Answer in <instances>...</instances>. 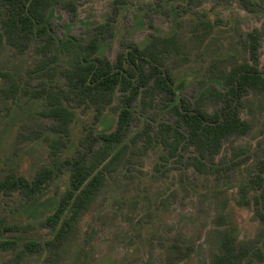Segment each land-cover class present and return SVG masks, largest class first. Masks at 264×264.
<instances>
[{
  "label": "rangeland",
  "instance_id": "374dc122",
  "mask_svg": "<svg viewBox=\"0 0 264 264\" xmlns=\"http://www.w3.org/2000/svg\"><path fill=\"white\" fill-rule=\"evenodd\" d=\"M253 2L247 7L241 0H54L47 23L56 49L47 52L51 58L45 61L37 41L17 53L0 37V179L9 172L30 179L52 167L48 143L55 124L40 115L42 100L29 94L49 83L66 90L58 70L70 61L68 41L85 42L96 25L107 23L97 54L114 62L128 42L143 46L152 35L173 34L176 50L164 57L161 69L172 77L177 102L193 106L205 87L222 94L218 72L249 60L251 43L264 72V0ZM40 61L51 67L47 75L52 78L30 72ZM64 94L75 115L58 161L82 155L88 164L96 146L91 137L116 127L123 105L119 92L96 120L91 108ZM175 103L163 93L147 107L131 103L123 146L102 166L101 186L61 243L46 245L55 230L41 221L55 210L67 186L65 165L30 199L15 190L0 193L3 225L17 226L2 229L0 264H213L224 232L237 245L264 255V220L258 217L264 203L255 206L256 192L249 189L250 202L243 204L239 192L264 169V92L251 90L242 97L239 115L249 129L222 141L214 172H199L189 164L198 156L188 145L176 161L160 156L165 153L157 129L176 123ZM220 106L212 95L203 104L210 113ZM86 135L89 144H81ZM28 242L34 246L26 247ZM249 264H264V258Z\"/></svg>",
  "mask_w": 264,
  "mask_h": 264
},
{
  "label": "trees",
  "instance_id": "16d2710c",
  "mask_svg": "<svg viewBox=\"0 0 264 264\" xmlns=\"http://www.w3.org/2000/svg\"><path fill=\"white\" fill-rule=\"evenodd\" d=\"M53 1L0 0V37L17 53L24 52L32 41H37V51L44 56L41 61H45L47 52H54L56 49L55 38L47 23L48 11ZM241 2L247 7L254 4L253 0ZM107 28H109L107 23L98 24L94 28V33L85 42L70 40L69 44L65 45L70 61L61 71L58 70V78L61 74L66 90L61 91L54 88L53 83H49L29 94L42 100L40 115L55 124L52 129L55 137L52 136L48 143L53 160L52 167L41 170L30 179L13 172L0 179V193L15 190L23 193L27 200L38 194L56 171L66 166L67 186L60 194L55 210L41 221L55 230L52 238L46 241L48 246L61 243L69 232L73 231L75 219L92 201L101 186L105 176L102 166L114 160L117 151L123 146L122 140L126 136L133 101L147 107L152 104L156 94L163 93L168 98L173 96L176 102L173 110L178 119L174 125L162 123L158 126V143L165 153L160 156L176 161L180 150L188 145L198 156L189 164L199 172H214L216 171L214 157L222 141L233 135H242L249 129V123L239 115L242 97L251 90L264 92V72L256 65L255 42L251 43L248 49L249 60L235 63L225 71L218 72L222 94L215 93L210 86L205 87L196 103L189 106L181 99L177 102L172 77L161 69L164 57L176 50L174 45L177 42L173 34L152 35L143 46L128 42L125 44V50L111 62L107 57L97 54L99 45L103 42V31ZM45 65L42 63L33 67L30 72L52 78V75H47V70L51 67ZM65 92L75 96L81 106L91 108L94 120L102 114L117 92L123 104L118 111L115 129L91 137L96 146L90 154L88 164L82 155L75 158L64 157L58 161L57 151L66 146L69 125L75 115L74 110L65 103L67 97L64 96ZM210 95L217 96L221 102L220 108L212 113L203 107L207 96ZM88 140L86 135L80 142L89 144ZM259 171L251 184L240 187L241 203L250 202L246 196L249 189L256 192L252 198L255 206L264 203V169L260 168ZM258 217L264 220V213L258 212ZM2 222L0 219V234L2 229L17 227L16 224L3 225ZM32 246L34 242L26 244L28 248ZM262 258L264 255L259 249L245 244L237 245L234 238L224 232L218 239V252L213 256V264H244L247 261L249 264L253 259Z\"/></svg>",
  "mask_w": 264,
  "mask_h": 264
}]
</instances>
